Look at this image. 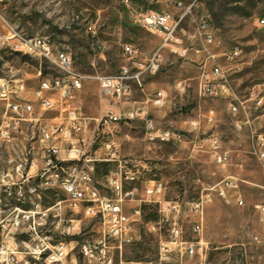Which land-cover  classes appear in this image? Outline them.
Here are the masks:
<instances>
[{
    "label": "rangeland",
    "instance_id": "374dc122",
    "mask_svg": "<svg viewBox=\"0 0 264 264\" xmlns=\"http://www.w3.org/2000/svg\"><path fill=\"white\" fill-rule=\"evenodd\" d=\"M178 1L190 7V13L181 24L186 34H192L196 25L205 21L214 36L213 53L220 55L235 47L241 49L243 69L229 78L233 91L245 99L253 86L264 87V30L256 27V20L264 17V0H0V80L23 82L30 92L43 78L62 77L48 60L20 50L19 37L48 39L54 48L70 53L74 68L82 74L115 75L125 64L121 53L123 44L133 45L146 57L162 42L160 35L150 33L137 23L139 14L170 11L176 15ZM188 44L191 49L184 60L163 51L164 66L155 75L144 77L143 93L136 90L129 99L113 100L101 95L98 82L89 79L73 94L72 107L89 122V129L84 133L88 140L101 117L127 111L132 102H140V106L145 107L146 115L154 121L155 133L170 130L180 136L175 142L161 141L149 135L139 118L113 125L104 134H93L92 151L112 160L97 165V186L108 194L103 186L105 177L116 169L119 159L146 165V170L140 168L141 178L162 181L166 199L191 201L210 194L211 200L204 209L202 232L204 264H264V219L255 209L257 205L264 206V160L249 153L246 132L234 131V117L227 111L228 98L198 96L197 62L204 53L197 52L202 48L198 40ZM156 91L165 93L162 107L152 103ZM211 109L215 112L214 125L207 124L204 118ZM260 113L252 109L251 114L255 118ZM39 115L44 123H51L59 114L40 111L37 107L36 116ZM254 123L257 131L264 133V117L256 118ZM31 127L24 126L23 132L30 133ZM212 133L218 134L223 149L230 151V162L226 165L215 164L208 150L200 148ZM19 140L14 148H22ZM12 148L0 143V170L8 168L14 156ZM227 177L236 178L238 184V188L228 194L229 203L214 192V187ZM133 187L138 189L136 198H140L143 190L140 183L125 185L127 189ZM37 190L44 207L62 199V195L48 185ZM238 199L243 200L242 206L237 205ZM16 206L29 208L27 203L0 202V220ZM140 208L142 223H138L136 229L141 240L127 248L126 256L153 259L159 237L151 231V223L158 221L156 207L142 203ZM58 212L59 216H50L47 223L55 240L68 241L73 237L61 234L63 219L69 218L76 220L79 231L74 239L84 241L100 236V226L94 220L71 216L64 204ZM58 222L60 225L56 227ZM5 236L0 232V249L5 245L8 251H24V234L19 232L12 239ZM184 236L189 238L190 235ZM17 256L21 263L22 255Z\"/></svg>",
    "mask_w": 264,
    "mask_h": 264
},
{
    "label": "built area",
    "instance_id": "2783aa9c",
    "mask_svg": "<svg viewBox=\"0 0 264 264\" xmlns=\"http://www.w3.org/2000/svg\"><path fill=\"white\" fill-rule=\"evenodd\" d=\"M175 8L179 11L176 15L170 11L139 14L137 23L150 33L160 35L162 42L146 57L133 45L123 44L121 53L125 64L112 76H88L78 72L70 53L54 48L46 38H17L20 50L48 60L62 77L43 78L30 92L23 82L0 80V143L12 145L10 151L14 155L8 168L0 170V202L29 204L28 209L16 206L0 220V232L6 238L12 239L19 232L26 236L22 241L23 252L8 251L7 246H1L0 264H204L202 232L204 209L211 200L210 194L191 201L166 199L162 181L141 178L140 168L146 170L147 166L130 160H116V169L106 175L103 186L108 194L101 191L95 180L97 165L112 160L92 151L93 134H104L113 125L138 118L144 122L149 135L161 141H178L179 134L170 130L155 133L154 121L146 115L145 107L137 106L101 117L88 140L84 137L89 129L88 119L71 105L73 94L89 79L98 82L101 95L113 100L129 99L136 90L143 93L144 77L155 75L164 66L163 51L184 60L191 49L189 41L196 39L202 47L197 52L204 53L197 62L198 96L228 98L227 111L234 117V131L247 133L249 153L263 161L264 133L257 131L254 121L264 117V87L253 86L245 99L237 95L229 78L243 69L241 49L235 47L220 55L213 53L214 36L209 24L202 21L192 34H186L181 24L190 13V7L178 1ZM256 27L264 30V17L256 20ZM152 103L162 107L165 93L156 91ZM36 106L40 111H55L59 115L54 122L42 123V116H36ZM252 109L260 111V115L252 117ZM204 118L207 124L214 125V110H208ZM28 125H32L30 133L23 132ZM18 139L22 148H14ZM203 142L200 148L208 150L215 164L223 166L230 162V151L223 149L218 134L212 133ZM137 183L143 188L140 198H136V187L125 188ZM43 185L55 188L62 199L44 207L37 190ZM237 188V179L227 177L214 187V192L229 203V192ZM142 203L156 207L158 221L151 223V231L159 237L153 259H129L127 248L141 240L136 226L142 223ZM243 203L237 200L238 206ZM61 204L71 216L94 220L100 226V236L84 241L74 239L79 231L76 220L69 218L63 219L61 234L73 237L68 241L55 240L47 223L50 216H59ZM255 209L264 219V206L257 205ZM58 225L59 222L56 227ZM186 233L189 238H185ZM18 254L22 255L21 263Z\"/></svg>",
    "mask_w": 264,
    "mask_h": 264
},
{
    "label": "crops",
    "instance_id": "0c3cea01",
    "mask_svg": "<svg viewBox=\"0 0 264 264\" xmlns=\"http://www.w3.org/2000/svg\"><path fill=\"white\" fill-rule=\"evenodd\" d=\"M133 103V105H131L127 110H130V109H132V108H134V107H137V106H140L142 103H140V102H132ZM136 104H139V105H136ZM38 106H36V108H37ZM53 120H55V118L53 119ZM44 122V119L42 118V123Z\"/></svg>",
    "mask_w": 264,
    "mask_h": 264
}]
</instances>
